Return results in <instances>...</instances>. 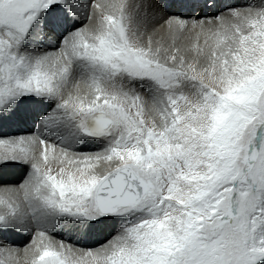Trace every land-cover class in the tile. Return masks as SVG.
<instances>
[{"label":"snow or ice","instance_id":"6c2138e0","mask_svg":"<svg viewBox=\"0 0 264 264\" xmlns=\"http://www.w3.org/2000/svg\"><path fill=\"white\" fill-rule=\"evenodd\" d=\"M9 168L0 264H264V0H0Z\"/></svg>","mask_w":264,"mask_h":264},{"label":"rangeland","instance_id":"374dc122","mask_svg":"<svg viewBox=\"0 0 264 264\" xmlns=\"http://www.w3.org/2000/svg\"><path fill=\"white\" fill-rule=\"evenodd\" d=\"M170 2H172V0H159V3H170ZM217 2L220 4L244 5V4L248 3V0H217ZM157 6H159V5H157ZM197 10L198 9H196V10L187 9L185 11L186 12L191 11L192 14L196 16ZM172 11H175V9H173ZM205 11L207 12L208 15H211L212 12L215 10L214 9L213 10L205 9ZM8 131L10 133H22L26 130L10 127L8 129ZM23 175H24V173L21 169L9 168V169H6L3 174H0V180L8 181L10 183H15V182L20 181L22 179ZM13 177H16L17 179L13 180L12 179ZM58 230H59V232H57L56 230L53 232V235L55 236L56 239L68 241V242H70L76 246H79V247H92V246H95L98 242L97 238H95V237H85L81 234H76L67 228L58 229ZM66 235L68 237H66ZM27 241H28V237L26 236L24 238L23 242L18 246L23 247Z\"/></svg>","mask_w":264,"mask_h":264},{"label":"bare ground","instance_id":"6f19581e","mask_svg":"<svg viewBox=\"0 0 264 264\" xmlns=\"http://www.w3.org/2000/svg\"><path fill=\"white\" fill-rule=\"evenodd\" d=\"M199 15H200V10H197L196 11V16H199ZM12 179L16 180L17 178L13 177ZM56 231L59 232L58 229ZM25 237H26V235H20V236H16V237H11V239L15 242L16 246H18V245H20L23 242ZM66 237H68V236L66 235Z\"/></svg>","mask_w":264,"mask_h":264}]
</instances>
